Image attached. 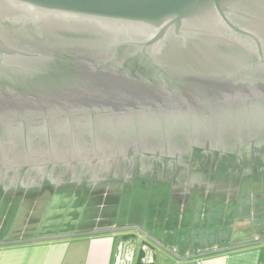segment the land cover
I'll return each mask as SVG.
<instances>
[{
	"label": "water",
	"instance_id": "water-1",
	"mask_svg": "<svg viewBox=\"0 0 264 264\" xmlns=\"http://www.w3.org/2000/svg\"><path fill=\"white\" fill-rule=\"evenodd\" d=\"M249 144L264 146V0H0L3 191ZM166 189L8 195L0 216L91 215ZM116 251L156 259L135 236Z\"/></svg>",
	"mask_w": 264,
	"mask_h": 264
},
{
	"label": "crops",
	"instance_id": "crops-1",
	"mask_svg": "<svg viewBox=\"0 0 264 264\" xmlns=\"http://www.w3.org/2000/svg\"><path fill=\"white\" fill-rule=\"evenodd\" d=\"M9 218L0 264H116L123 236L151 245L154 264H264V180L186 198L131 195L91 215Z\"/></svg>",
	"mask_w": 264,
	"mask_h": 264
},
{
	"label": "flooded vegetation",
	"instance_id": "flooded-vegetation-1",
	"mask_svg": "<svg viewBox=\"0 0 264 264\" xmlns=\"http://www.w3.org/2000/svg\"><path fill=\"white\" fill-rule=\"evenodd\" d=\"M243 147L239 149V154L205 151L202 147H193L187 158L178 161L166 158L156 161L146 156L145 161L137 159L131 168L128 164H123L122 167L115 164L106 166L107 173H100L99 167L91 165L84 169L86 173L83 176L80 173H72L59 185L45 180L39 187L33 186L23 190L19 186L7 192L0 188V192L2 197H35L69 189L114 194L136 188L153 190L166 187L182 198L194 191L239 192L247 179L264 178V146L258 148L249 144L246 146L248 149Z\"/></svg>",
	"mask_w": 264,
	"mask_h": 264
},
{
	"label": "rangeland",
	"instance_id": "rangeland-1",
	"mask_svg": "<svg viewBox=\"0 0 264 264\" xmlns=\"http://www.w3.org/2000/svg\"><path fill=\"white\" fill-rule=\"evenodd\" d=\"M137 201V200H136ZM9 217H6V219L4 218L1 222H0V224H1V226L3 227V226H5V224L9 221Z\"/></svg>",
	"mask_w": 264,
	"mask_h": 264
},
{
	"label": "trees",
	"instance_id": "trees-1",
	"mask_svg": "<svg viewBox=\"0 0 264 264\" xmlns=\"http://www.w3.org/2000/svg\"><path fill=\"white\" fill-rule=\"evenodd\" d=\"M0 197H2L1 192H0Z\"/></svg>",
	"mask_w": 264,
	"mask_h": 264
}]
</instances>
